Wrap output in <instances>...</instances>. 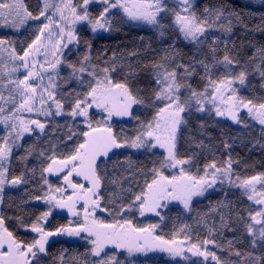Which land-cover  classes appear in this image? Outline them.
Returning <instances> with one entry per match:
<instances>
[{"label":"snow or ice","instance_id":"snow-or-ice-1","mask_svg":"<svg viewBox=\"0 0 264 264\" xmlns=\"http://www.w3.org/2000/svg\"><path fill=\"white\" fill-rule=\"evenodd\" d=\"M97 2L103 5V9L93 17L89 5ZM178 4L179 10L169 8L166 0H43V6L34 15L25 0H0V28L19 31L30 21L40 22L32 29L34 39L20 52L15 47V41L0 37V125L3 126V134H0V204H3L6 186L14 188L29 183L25 172L9 179L13 150L21 146L19 142L25 136L35 135L37 139L49 136L44 141L49 147L35 153L37 159L42 161V194L29 198L30 201L43 202L47 209L36 215L30 224L25 223L22 216L15 218L20 227L36 233L37 238L31 242L19 239L6 226L5 216L0 212V264H40V254H47L46 245L50 237L81 236L82 233L88 234L84 238H90L91 248L81 255L89 258L81 261L74 257L71 264H122L114 254H108V245L125 249L129 254L159 250L173 257L188 259L186 252L192 253L193 256L203 257L200 264L209 258L215 264H264V254L256 256L252 252L234 249L232 240L227 241V249L217 243L214 238L216 231H234L229 223L230 212L221 213L219 229L215 224L208 227L209 236L196 243L187 234L183 239L177 238L187 225L174 233L171 239H165L163 235L155 234L159 224L139 227L132 220L122 218L104 223L95 216L97 209H101V192L106 187L105 181L117 184L115 179L109 180L106 169L110 154H115V150L135 149L155 155L154 150L163 149L159 167L154 166L150 170L151 180H145L138 193H133L131 188L126 190L133 197L128 204L116 208L119 197L110 194L108 204L116 208L117 216L135 207L140 216L155 213L163 220L159 209L167 207L165 202L179 201L185 209H190L194 197L204 196L209 189L227 183L239 189L252 202L250 207L256 208L247 212L250 222L245 224V230L253 249L258 242L264 246V172L241 177L233 168V164L239 161H233L230 155L222 164L213 160L205 164L202 170L197 168L193 172L195 154L181 157L178 149L182 126L187 125L186 117L193 110L214 111L217 117H225L247 127L246 120L241 116V112L246 111L247 118L264 129V98L254 101L237 95L235 85L237 82L244 85L249 73L246 68L234 71L240 67V62L229 55L227 42H223V56L217 59L222 41L213 34L214 30L230 33L233 19L239 22L240 14L226 6H217L205 7L201 17L194 10V0H178ZM113 10H120L122 19L127 21L144 22L156 27H162L161 14L171 12L175 30L198 50L212 36L208 46L212 64L207 63L206 59L196 60L195 55L190 57L188 64L176 63L179 53L170 48L165 49V55L158 60L145 65L151 67L156 83L152 103L162 105L157 107L155 115L147 122L133 116V105L142 104L143 101L133 94L128 77L126 82L112 79L111 73L116 71L115 53L111 57V68H98L91 63V44L85 41L87 52L81 59L76 62L66 59L65 50L70 52V45L80 44L77 24L89 26L93 33L110 30L109 16ZM130 55L135 56L136 53ZM249 62H254L253 71L264 79V47L257 48ZM217 65L223 66L225 72L213 78V69ZM127 67L130 70L128 76H134L136 70L131 64ZM197 67L204 70L202 89L193 87L189 82L196 74ZM65 69L67 76L61 75ZM73 82L80 90L71 88ZM65 88L69 90L65 91ZM94 109L105 114L102 119H93ZM32 114L37 118L33 119ZM57 117L64 119L65 123L51 125L49 133L50 122ZM113 117L137 120L139 127L135 135L127 136L123 131H114L110 123ZM57 134L61 137L58 142H63L65 148L72 144L67 154L57 152V144L52 141ZM199 146H203L202 141ZM224 147L228 149L230 146L225 143ZM33 152L30 146L25 150V155L18 159L27 161ZM43 162H46V167ZM128 163L131 167L130 158ZM166 169L176 171L165 175ZM26 171L35 175L36 169ZM201 171L203 174H200ZM61 173L64 183L59 187H54L45 175ZM74 176L82 177L87 187L84 183L74 182ZM28 202L23 201L25 204ZM219 207L228 208L229 205L221 202ZM57 209H66L71 216L82 219L70 220L69 225L48 230L46 223ZM103 210L109 211V208ZM236 220L243 222L245 217L237 213ZM202 222L206 223L203 218ZM73 224L75 226H71ZM208 245L227 250L229 258L221 260L215 251L208 249ZM66 251H61L59 264H67Z\"/></svg>","mask_w":264,"mask_h":264},{"label":"trees","instance_id":"trees-1","mask_svg":"<svg viewBox=\"0 0 264 264\" xmlns=\"http://www.w3.org/2000/svg\"><path fill=\"white\" fill-rule=\"evenodd\" d=\"M82 2V0H79ZM28 8L34 6L38 13L41 9L38 0H25ZM226 6L234 9L240 14V21L237 22L233 19L232 31L230 33H223L214 30V35L218 36L222 41L220 44V51L217 54V59H220L224 52V43L227 42L229 48V55L239 60L240 67L246 68L249 75L246 79L245 88L239 92L240 97L252 99L254 101L264 98V79L257 76L253 71L254 62H249V58L253 55L257 48L264 47V3L256 2L254 0H196L194 10L198 16H203L205 7ZM110 33L107 36L94 35L88 29L81 28L77 32L80 39V44L75 52H70L66 59L71 62H76L83 57L87 52L85 41L91 44V63L98 66V68L112 67L111 57L113 53L116 54V71L111 73L112 79L116 82H127L129 87L133 90V94L137 95L143 103L133 108V116L138 117L139 121L147 122L155 115L157 107L152 103V96L156 90V83L153 77L151 67H145L152 62L158 60L161 56L165 55V49H174L178 51L176 63H190V57L195 55L196 60L206 59V62L212 64V58L208 52V46L211 44L212 36L205 42L204 45L197 49V46L184 42L178 31L175 30L172 21V13L166 12L161 15L160 25L162 27L147 28L131 24L122 19L118 13L112 16ZM32 25H30L22 33L21 36H14L15 38H8L9 35L0 32V37L12 39L15 41V47L18 52L22 48L18 47L19 42L17 39L25 36L26 42L24 47L34 39L32 32ZM163 33V35L161 34ZM130 53H136L135 56ZM108 61V63H105ZM131 64L136 70L134 76L129 77V68L127 65ZM174 66V65H172ZM223 67L217 65L213 69V78L224 74ZM61 75L67 76V69L61 72ZM204 75L202 67L196 68V74L189 81L193 87L202 89L204 81L201 77ZM87 78V77H86ZM71 88H77L73 82ZM65 88V91H68ZM34 118H37L34 116ZM97 118L94 113L93 119ZM42 122H43V118ZM187 125L182 126L178 149L181 157L194 156V166L192 171L196 172L197 168L203 169L207 163L215 160L218 164H222L227 160L229 155L234 163L233 168L236 172L240 173L241 177H248L257 173L264 172V138L259 132L260 130L253 126L238 125L232 123L227 118H219L213 114L205 113L199 114L193 111L186 117ZM65 120L56 118L54 122H50L48 128L51 132V125H63ZM114 131L121 132L127 136H134L135 130L139 127V122L135 119L113 118L110 122ZM203 125V127H201ZM83 128V125H80ZM0 134H3V129H0ZM49 136H41L37 139L35 135L25 137L20 143V147L13 150V157L10 162L9 179L12 176H19L21 172H25V178L29 180L26 185H21L18 189L9 190L4 192L3 204H0V212L5 216L6 226L10 231L21 240L31 242L35 239L34 235L28 232L25 228L20 227L19 222L15 219L17 216H22L25 223L30 224L43 211L41 206L35 205L30 201V196L41 195L40 189V167L42 161L37 159L35 153L41 149H47L49 145L44 143L48 140ZM59 134L52 137L53 143L57 144V152L67 154L68 148L72 144H68L65 148ZM203 146H199L200 142ZM227 143L230 147L225 149L224 145ZM34 149L33 155L28 157L27 161H21L18 157L25 155V150L29 147ZM50 154V153H49ZM111 159L106 163V169L109 174V180L115 179L117 184L113 185L105 181L106 187L101 192L103 200L101 202V210L103 214L98 215V220L104 223H111L113 219H130L133 224L139 227H146L149 224H159L157 234L163 235L165 239H171L173 234L184 228L188 227L177 238L183 239L187 234L191 237L193 242L204 240L209 236L208 227L215 224L219 229V217L221 213H231L229 223L234 231L227 229H219L216 231L214 238L217 243L227 249V241L232 240L234 249H239L243 252H252L253 255L259 256L264 254V246L258 242L257 247H251L250 237L245 230V224L250 222L247 220V212L251 211L248 201L241 196V194L232 188H222L207 193L200 199L196 200L189 212H184L176 206H170L164 209L161 213V219H143L137 216V212L129 211L116 215V208L121 204H128L132 200V195L126 190L131 188L133 193H138L144 185L145 180L150 181L152 174L150 170L155 166L159 167V161L163 158L161 152L155 151V155L145 152L144 150H120L115 151V154H110ZM129 158L131 160V167H129ZM43 166H47L43 162ZM35 168V175L28 173L26 169ZM142 170V171H140ZM202 173V171H201ZM200 173V174H201ZM51 183V180H50ZM25 189L28 191L25 192ZM110 194L118 196L116 200V208H112L108 204ZM23 201H29L23 203ZM221 202L229 205L228 208H221ZM104 208H109V211H104ZM217 209V211H213ZM111 212V214H110ZM245 217L243 222L236 220V214ZM202 218L206 223L202 222ZM68 219L66 216L58 213L53 215L46 227L48 230H54L61 225H67ZM47 254L40 255V264H59V257L62 250H67L65 259L67 264H71L72 259L79 258L81 261L89 257L81 254L86 253L90 247L82 241H68L66 239H55L48 243L46 246ZM217 256L221 260L229 258L227 250L217 248ZM117 259L122 264H200L196 261H173L170 262L160 255H153L145 258H132L125 259L122 256H117ZM235 260V258H232ZM214 264V263H204Z\"/></svg>","mask_w":264,"mask_h":264},{"label":"rangeland","instance_id":"rangeland-1","mask_svg":"<svg viewBox=\"0 0 264 264\" xmlns=\"http://www.w3.org/2000/svg\"><path fill=\"white\" fill-rule=\"evenodd\" d=\"M39 1V3H40V7H42L43 6V0H38ZM195 1L196 0H194V4H195ZM254 1H256V2H260V3H264V0H254ZM166 2H167V4H168V7L169 8H176L177 10H179V4H178V0H166ZM194 6V5H193ZM102 9H103V5L102 4H100V3H93V4H90L89 5V11H90V13H91V15L93 16V17H96V16H98L99 15V13H100V11H102ZM29 11H31V12H33V14L35 15V14H38V13H36L37 12V9L34 7V6H32V8H30L29 9ZM36 11V12H35ZM116 13H118V14H120L122 17H123V13L122 12H120V10H113V12L110 14V16H109V19H110V21H112V16L114 15V14H116ZM163 14V13H162ZM161 14V15H162ZM43 19V18H42ZM126 20V19H125ZM173 20H174V16H173V14H172V21L171 22H173ZM126 22H130L131 24H135V25H137L138 24V26H141V27H147V28H154V27H156V26H153V25H149V24H146V23H144V22H131V21H127L126 20ZM40 22L39 21H30L29 22V24L28 25H26L24 28H21L19 31H16V30H12V29H8V28H0V32L1 33H6L7 35H9V37L8 38H12V39H14L15 37L14 36H16V37H18V36H21V35H23L22 33L26 30V28H28L30 25H32V28L31 29H33L37 24H39ZM77 32H78V30L79 29H81V28H85L86 27V29H88L92 34H94V35H104V36H107V34H109L110 33V30H98L97 32H95V33H93L92 31H91V29H90V27L89 26H87V25H85V24H77ZM182 37V36H181ZM26 37L25 36H23V37H21L20 39H17V42H19V46L18 47H20V48H22V47H24V43L26 42V39H25ZM11 39V40H12ZM184 40V39H183ZM21 42H23V43H21ZM184 42H187V43H190V44H192L191 42H188V41H185L184 40ZM192 45H194V44H192ZM70 49H71V51L70 52H75L76 50H77V47H76V45H70ZM65 52H66V56L70 53L68 50H65ZM223 67V66H222ZM224 69V68H223ZM224 72H225V69L223 70ZM234 71L235 72H238V71H236V68L234 69ZM257 76H259L258 75V73H257ZM245 86H246V81H245V84L244 85H240L238 82H237V84L235 85V87L237 88V95H239V92H241L244 88H245ZM136 106H138V105H133V108L134 107H136ZM159 106H162V105H159ZM193 111H195V110H193ZM93 112L94 113H96L97 114V118L96 119H102L103 118V116L105 115L104 113H101L99 110H96V109H94L93 110ZM196 112V111H195ZM196 113H199V114H205V113H210V114H213V115H215V113H214V111H204V112H196ZM34 116H35V114H32V118L33 119H35L34 118ZM241 116L246 120V123H247V125L248 126H253V127H256L257 128V130L259 129L260 131L259 132H261V134H262V136H263V138H264V129H262L261 128V126L258 124V123H256L255 121H252L251 119H249V118H247V115H246V111H242L241 112ZM36 117V116H35ZM217 117V116H216ZM59 118V117H58ZM113 118H115V117H113ZM117 118H122V119H126V117H117ZM219 118H225V117H219ZM113 120V119H112ZM230 120V119H229ZM231 121V120H230ZM232 123H234L233 121H231ZM234 124H236V123H234ZM238 125H244V124H238ZM0 129H3V126L2 125H0ZM25 137H27V136H25ZM130 150H133V149H130ZM135 150V149H134ZM115 151H120V150H115ZM139 151H141V150H139ZM154 151H159V152H161V153H163V149H157V150H154ZM176 170H174V169H166L165 171H164V174L165 175H171V174H173L174 172H175ZM201 174H203V172L201 173ZM45 175H47L48 176V179H49V182H50V180H51V184L54 186V187H59V186H61V185H63V173H61V174H59V175H48V174H45ZM73 180H74V182H77V183H84L85 184V186L87 187V184H86V182L83 180V178L82 177H73ZM18 188H20V186H16V187H8V186H6V188H5V190L6 189H9V190H13V189H18ZM222 188H232V189H235V190H237L240 194H241V191L239 190V189H237V188H234V187H231V186H229L227 183L226 184H224V185H217V186H215L214 188H212V189H209L206 193H205V195L208 193L209 194V192H211V191H214V190H219V189H222ZM71 192V189H69V193ZM241 196H243L242 194H241ZM201 197H203V196H197V197H194L193 198V201H192V204L196 201V200H198V198L200 199ZM244 197V196H243ZM246 200H247V198L246 197H244ZM248 201V200H247ZM35 205H38V206H41L42 208H43V211H45L46 209H47V205H45L43 202H40V201H34L33 202ZM166 204H167V207H164V208H161V209H159V211H160V214L164 211V209H168V207H170V206H176V207H179L180 209H182L184 212H189V210L190 209H185L184 208V206H183V204L182 203H180L179 201H167V202H165ZM248 203H249V205H251L252 204V202H250V201H248ZM192 204H191V206H192ZM191 208V207H190ZM256 210V208L254 207V206H252L251 207V211H255ZM131 211H134V212H137V216L139 217V218H143V219H160V217H158V216H156V214L155 213H145V215L144 216H140V214H139V211L137 210V208H133ZM58 213H60V214H62V215H64V216H66V218L68 219V223H67V225H69V221L71 220V221H76L77 219H82V217H74V216H71V214H69L68 212H67V210L66 209H57V210H55L54 212H53V214H52V216L51 217H49V219H48V221H47V223H49L50 222V220L52 219V217H53V215H56V214H58ZM101 214H103V211L101 210V209H97V211L95 212V216H96V218L98 217V215H101ZM98 219V218H97ZM47 223H46V225H47ZM112 223V222H111ZM71 226H75V224H73V225H71ZM28 232H30L31 234H33L34 235V237L35 238H37V234L36 233H33V232H31L30 230H27ZM157 231H158V228L156 229V235H158L157 234ZM87 233H82L81 234V236H67V235H63V236H56V237H50L49 238V242L50 241H52V240H55V239H66V240H68V241H82V242H85V244L87 243V245H89V247L91 248V243H90V238L89 239H85L84 237H87ZM193 242V241H192ZM193 243H196V242H193ZM47 246V245H46ZM208 247V249L210 250V251H215L216 252V254H217V248H215L214 246H212V245H208L207 246ZM203 250V249H202ZM106 251L108 252V254L109 255H115L116 256V258H117V256H122L123 258H125V259H132V258H145V257H149V256H153V255H160V256H162L163 258H165L166 260H168V261H170V262H173V261H181V262H188V261H196V262H202L203 261V257H199V256H193L192 255V253H187L186 252V255H187V257H188V259H184L183 257H173V256H170L167 252H163V251H159V250H155V251H148L147 253H144V252H135V253H132V254H129L128 252H127V250H125V249H115L112 245H108L107 246V248H106ZM41 255V254H40ZM204 263H214L215 264V262L214 261H212L210 258L208 259V261H206V262H204Z\"/></svg>","mask_w":264,"mask_h":264}]
</instances>
